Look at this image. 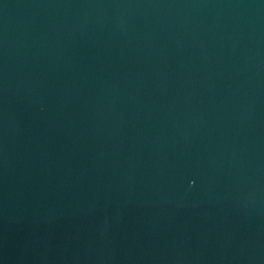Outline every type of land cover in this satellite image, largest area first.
Instances as JSON below:
<instances>
[{
  "label": "water",
  "instance_id": "obj_1",
  "mask_svg": "<svg viewBox=\"0 0 264 264\" xmlns=\"http://www.w3.org/2000/svg\"><path fill=\"white\" fill-rule=\"evenodd\" d=\"M0 264H264V0H0Z\"/></svg>",
  "mask_w": 264,
  "mask_h": 264
}]
</instances>
